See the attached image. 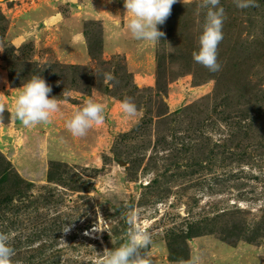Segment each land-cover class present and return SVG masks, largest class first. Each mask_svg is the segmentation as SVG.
<instances>
[{"label": "rangeland", "instance_id": "1", "mask_svg": "<svg viewBox=\"0 0 264 264\" xmlns=\"http://www.w3.org/2000/svg\"><path fill=\"white\" fill-rule=\"evenodd\" d=\"M35 1L0 0V232L13 264H96L125 242L131 212L148 222L154 264H264V0H220L215 73L192 58L201 0H177L154 45L131 37L123 0ZM31 75L60 111L25 128L11 111ZM88 97L104 123L72 137L65 122ZM125 98L137 117L122 115Z\"/></svg>", "mask_w": 264, "mask_h": 264}, {"label": "clouds", "instance_id": "2", "mask_svg": "<svg viewBox=\"0 0 264 264\" xmlns=\"http://www.w3.org/2000/svg\"><path fill=\"white\" fill-rule=\"evenodd\" d=\"M175 3L177 0H123L125 12L129 14L127 31L131 37L153 45L161 41L165 33L158 26L166 23ZM233 3L241 10L258 6L256 0H233ZM199 7L206 9V12L197 37L198 49L193 51L192 58L195 63L215 73L221 70L218 46L223 40L225 10L220 6V0H201ZM119 26L120 21L117 20L116 27ZM104 77L105 83L115 79L110 73H104ZM51 93L52 86L42 75H31L16 93L12 117L25 128L50 124L53 114L60 111V101L51 96ZM62 95L66 97L67 93L63 92ZM119 108L125 118H135L138 115L139 110L130 98L121 101ZM6 110L4 103L0 102V119ZM104 110L103 103L88 97L83 106L66 120V130L72 137H86L94 125L104 123ZM126 223L128 229L125 242L117 248L105 249L102 254L99 253L101 258L96 264H154L151 254L153 241L148 222L141 224L138 222V214L131 212ZM69 227L65 229V233L69 231ZM14 255L15 250L10 246L9 236L0 232V264H13ZM180 264H201V261L199 256H194Z\"/></svg>", "mask_w": 264, "mask_h": 264}, {"label": "crops", "instance_id": "3", "mask_svg": "<svg viewBox=\"0 0 264 264\" xmlns=\"http://www.w3.org/2000/svg\"><path fill=\"white\" fill-rule=\"evenodd\" d=\"M33 2L36 4L35 0H33ZM69 3L71 7L76 6V4L79 3L78 5H82V8H84V3L81 2L80 0H69Z\"/></svg>", "mask_w": 264, "mask_h": 264}]
</instances>
